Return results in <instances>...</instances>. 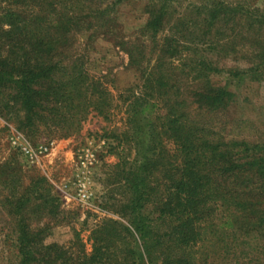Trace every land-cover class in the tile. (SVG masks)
<instances>
[{
	"label": "trees",
	"instance_id": "obj_1",
	"mask_svg": "<svg viewBox=\"0 0 264 264\" xmlns=\"http://www.w3.org/2000/svg\"><path fill=\"white\" fill-rule=\"evenodd\" d=\"M125 1L0 0V87L23 111L20 129L66 139L90 116L121 123L102 139L116 143L108 181L121 190L126 224L105 220L91 230L89 254L75 233L74 254L47 243L23 203L9 200L17 264H264V144L217 129L234 96L210 82L220 73L260 79L259 66L221 61L249 41L264 68V11L225 0H141L147 44L118 43L139 78L113 94L80 48L117 35L113 9Z\"/></svg>",
	"mask_w": 264,
	"mask_h": 264
},
{
	"label": "rangeland",
	"instance_id": "obj_2",
	"mask_svg": "<svg viewBox=\"0 0 264 264\" xmlns=\"http://www.w3.org/2000/svg\"><path fill=\"white\" fill-rule=\"evenodd\" d=\"M225 1L264 11V0ZM110 2L108 0L107 3ZM143 5L141 0H127L116 5L113 10L118 29L116 33L115 29L111 32L117 35H100L86 47L84 42L80 48L87 57L89 72L105 76L113 94L138 81V71L129 66L128 56L118 43L136 44L144 40L147 44L148 36H141L139 32L146 20ZM239 44L235 51L226 54L221 64L243 71L259 66L254 75L260 79L250 80L252 75L248 72L239 78L224 73L210 76L213 86L225 88L234 96L226 110L219 113L215 124L229 138L264 144V68L255 58L254 46L249 41ZM8 91V88L0 87V264H17L13 238L16 223L7 214V210H13L9 200L23 203L21 210H29L30 226L45 229L46 242L55 244L57 250L79 254V246L73 244L76 233L85 253L89 254L92 249L91 230L101 226L105 220L127 222L117 214L123 199L121 190L108 181L114 176L117 163L109 147H115L116 143L102 139L104 134H110L121 123L114 119L113 124H107L90 116L79 134L71 138H50L44 134L46 131L26 133L20 129L23 111ZM17 135L33 148L46 146V157L38 164H31L11 143ZM165 146L172 148L168 142ZM81 186L87 190L88 198L85 200L78 196Z\"/></svg>",
	"mask_w": 264,
	"mask_h": 264
},
{
	"label": "built area",
	"instance_id": "obj_3",
	"mask_svg": "<svg viewBox=\"0 0 264 264\" xmlns=\"http://www.w3.org/2000/svg\"><path fill=\"white\" fill-rule=\"evenodd\" d=\"M12 145H14L19 152L26 157L31 164H38L48 154V148L46 146H39L38 148L31 147L27 142L23 141L22 137L17 135L11 139ZM81 200L88 198L87 190L81 186L80 195Z\"/></svg>",
	"mask_w": 264,
	"mask_h": 264
}]
</instances>
